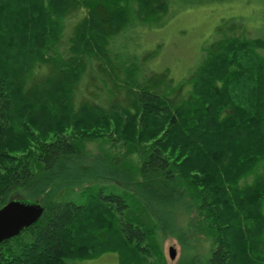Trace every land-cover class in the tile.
<instances>
[{"label":"trees","instance_id":"1","mask_svg":"<svg viewBox=\"0 0 264 264\" xmlns=\"http://www.w3.org/2000/svg\"><path fill=\"white\" fill-rule=\"evenodd\" d=\"M224 1L0 0V208L44 209L0 264H167L164 237L185 247L200 229L177 223L193 204L205 264H264V0L179 81L120 47ZM111 131L135 163L95 153Z\"/></svg>","mask_w":264,"mask_h":264},{"label":"rangeland","instance_id":"2","mask_svg":"<svg viewBox=\"0 0 264 264\" xmlns=\"http://www.w3.org/2000/svg\"><path fill=\"white\" fill-rule=\"evenodd\" d=\"M255 8L253 4H245L244 0H237L184 9L164 20L163 23L161 21L159 26L136 27L133 30V40L125 41L123 38L125 42L120 47L122 51L137 58L143 54L155 52L156 56L148 63L150 69L157 72L167 68L171 71L172 78L179 81L199 61L203 52L202 47L204 49L206 44L214 39L222 22L231 18H248L252 9ZM253 18L255 22L247 23L251 27L259 21L258 17ZM96 139L104 145L100 147L93 145L95 153L105 152L110 158L134 162L133 153H128L126 147H120V145L115 147L113 142L110 143L112 139L116 140V134H112V131ZM250 181L251 179L248 180ZM113 183L116 185V182L113 181ZM192 207L189 217L180 216L177 223L182 228L186 227V224H197L200 229L197 232L194 230L195 233L187 236L188 242L185 247H182L175 237H164L162 251L167 264H189L195 255L197 257L194 258L197 259L193 262L194 264H205L210 237L201 229L202 218H199L196 206L193 204ZM170 247H173L176 252L174 260L169 259ZM116 262L115 255L107 254L88 261L87 264H115Z\"/></svg>","mask_w":264,"mask_h":264},{"label":"water","instance_id":"3","mask_svg":"<svg viewBox=\"0 0 264 264\" xmlns=\"http://www.w3.org/2000/svg\"><path fill=\"white\" fill-rule=\"evenodd\" d=\"M43 207L37 203L12 200L0 208V243L12 239L35 224L43 214ZM169 259L174 260L176 252L168 249Z\"/></svg>","mask_w":264,"mask_h":264}]
</instances>
